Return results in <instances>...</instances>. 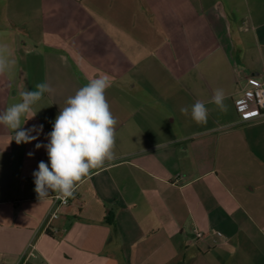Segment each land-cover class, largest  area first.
Wrapping results in <instances>:
<instances>
[{
	"label": "crops",
	"instance_id": "obj_1",
	"mask_svg": "<svg viewBox=\"0 0 264 264\" xmlns=\"http://www.w3.org/2000/svg\"><path fill=\"white\" fill-rule=\"evenodd\" d=\"M0 44L15 61L0 112L52 88L21 118L43 125L37 140L17 144L0 125V264L30 245L24 264H264V118L243 122L235 107L247 77L264 75V0H0ZM101 75L114 159L46 227L53 203L32 173L49 158L35 145ZM217 88L227 111L210 102ZM197 100L204 124L191 118Z\"/></svg>",
	"mask_w": 264,
	"mask_h": 264
},
{
	"label": "clouds",
	"instance_id": "obj_2",
	"mask_svg": "<svg viewBox=\"0 0 264 264\" xmlns=\"http://www.w3.org/2000/svg\"><path fill=\"white\" fill-rule=\"evenodd\" d=\"M7 45L0 44V74L10 73L15 61L10 58ZM110 87L107 75L91 79L85 86L79 88L74 95L69 96L66 106L55 118L52 131L47 134L48 143H37L36 149L44 147L49 163L43 160L38 163V170L32 173L35 192L40 200L50 196V191L58 199L73 197L80 182L98 168L114 159L116 125L118 120L113 116L110 104L106 99V90ZM52 88L47 83H38L36 90H24L19 93L20 102L13 103L0 112V125L10 129L17 144H27L37 140L43 131V125L22 127L24 123L35 117L33 106ZM225 92L217 88L211 99L221 111H227ZM184 115L189 114L188 107L180 109ZM191 118L197 124L207 122L208 109L197 100L191 106ZM23 123V124H24ZM35 132L36 135H32ZM158 147V145H157ZM28 155L31 157L32 152Z\"/></svg>",
	"mask_w": 264,
	"mask_h": 264
},
{
	"label": "built area",
	"instance_id": "obj_3",
	"mask_svg": "<svg viewBox=\"0 0 264 264\" xmlns=\"http://www.w3.org/2000/svg\"><path fill=\"white\" fill-rule=\"evenodd\" d=\"M248 86L243 91L242 97L235 102L236 111L243 122L258 121L264 118V75L247 77ZM77 191V190H76ZM74 193L73 197L75 196ZM73 197L67 199H58L55 193H51L50 198L53 206L46 218V227L57 219L60 215V208L70 203ZM198 238L203 237L201 231L196 232ZM33 245H30V251L24 253L17 264H24L27 257L31 254Z\"/></svg>",
	"mask_w": 264,
	"mask_h": 264
}]
</instances>
